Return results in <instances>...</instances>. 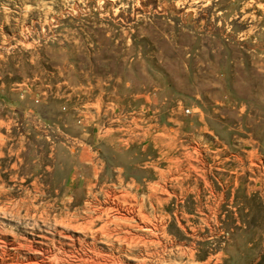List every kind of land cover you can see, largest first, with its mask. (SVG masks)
<instances>
[{
  "label": "rangeland",
  "instance_id": "374dc122",
  "mask_svg": "<svg viewBox=\"0 0 264 264\" xmlns=\"http://www.w3.org/2000/svg\"><path fill=\"white\" fill-rule=\"evenodd\" d=\"M97 207L131 264H264V0H0V238Z\"/></svg>",
  "mask_w": 264,
  "mask_h": 264
},
{
  "label": "bare ground",
  "instance_id": "6f19581e",
  "mask_svg": "<svg viewBox=\"0 0 264 264\" xmlns=\"http://www.w3.org/2000/svg\"><path fill=\"white\" fill-rule=\"evenodd\" d=\"M14 208L12 212L18 215L19 206ZM113 211L119 215L118 219H124L125 215L117 209L97 207L88 210L81 222L75 216L56 222V236L67 239L73 247L78 245V250L64 252L60 241L43 236H39L40 241L33 238L24 244L17 240L6 241L0 238V255L1 253L10 255L13 264H131L130 258L122 257L112 251L113 242L110 240L115 236V242L127 243L133 240L132 235L122 232L121 229L110 230L107 221L96 228L97 223L102 221V216L107 217V214ZM112 223L117 225L116 220ZM150 258L153 259V254Z\"/></svg>",
  "mask_w": 264,
  "mask_h": 264
}]
</instances>
